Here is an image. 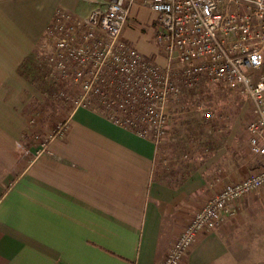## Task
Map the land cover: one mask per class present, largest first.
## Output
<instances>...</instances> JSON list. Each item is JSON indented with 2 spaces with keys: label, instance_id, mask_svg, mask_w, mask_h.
Here are the masks:
<instances>
[{
  "label": "crops",
  "instance_id": "crops-1",
  "mask_svg": "<svg viewBox=\"0 0 264 264\" xmlns=\"http://www.w3.org/2000/svg\"><path fill=\"white\" fill-rule=\"evenodd\" d=\"M88 1L0 0V264H163L200 206L254 171L236 177L239 164L222 148L179 182L160 181L165 142L83 105L70 111L63 133L29 145L27 106L38 89L21 68L57 9L85 18L109 0ZM131 10L125 39L151 19L157 33L153 9ZM261 190L235 200L234 214L201 232L180 264H242L239 228Z\"/></svg>",
  "mask_w": 264,
  "mask_h": 264
},
{
  "label": "built area",
  "instance_id": "built-area-1",
  "mask_svg": "<svg viewBox=\"0 0 264 264\" xmlns=\"http://www.w3.org/2000/svg\"><path fill=\"white\" fill-rule=\"evenodd\" d=\"M136 4L157 14L156 40L165 64L125 39ZM47 37L42 48L48 66L82 89L76 106L103 108L112 121L157 145L169 128V102L184 87L212 82L240 89L256 116L247 126L250 150L264 158V0H109L85 18L59 8ZM64 128L65 122L56 133ZM263 187L264 163L227 183L195 212L163 264H180L201 232L234 214L235 200Z\"/></svg>",
  "mask_w": 264,
  "mask_h": 264
},
{
  "label": "rangeland",
  "instance_id": "rangeland-1",
  "mask_svg": "<svg viewBox=\"0 0 264 264\" xmlns=\"http://www.w3.org/2000/svg\"><path fill=\"white\" fill-rule=\"evenodd\" d=\"M91 1L82 3L97 6L100 0ZM154 27L152 19L148 20L136 26L133 38L128 40L144 52H156L157 56H147L165 64L164 52L156 40ZM47 39L46 36L21 68L38 89L27 106L29 145L47 141L81 101L83 93L79 83L62 78L48 66L42 48ZM261 73L264 74V67ZM170 101L165 146L159 149L155 165V176L160 181L179 182L190 170L222 148L239 164L233 173L238 178L264 162L250 150L247 126L256 116L252 101L240 89L205 82L192 89L184 87ZM93 110L99 111L96 106ZM208 112L212 113L210 117L206 115ZM256 198V204L239 228L242 264H264V190L257 192Z\"/></svg>",
  "mask_w": 264,
  "mask_h": 264
},
{
  "label": "trees",
  "instance_id": "trees-1",
  "mask_svg": "<svg viewBox=\"0 0 264 264\" xmlns=\"http://www.w3.org/2000/svg\"><path fill=\"white\" fill-rule=\"evenodd\" d=\"M92 102H97L96 100H92ZM95 109V108H94ZM97 110H99V111H97V112H100V113H102L103 115H105L106 113H105V110L102 108V109H97Z\"/></svg>",
  "mask_w": 264,
  "mask_h": 264
}]
</instances>
